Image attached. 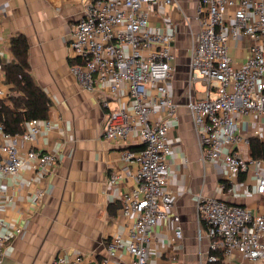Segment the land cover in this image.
Returning <instances> with one entry per match:
<instances>
[{
  "label": "built area",
  "instance_id": "built-area-1",
  "mask_svg": "<svg viewBox=\"0 0 264 264\" xmlns=\"http://www.w3.org/2000/svg\"><path fill=\"white\" fill-rule=\"evenodd\" d=\"M175 2L90 0L70 35V69L79 84L90 91L107 85L109 93L121 92L129 100L127 106L109 109L103 137L125 141L137 134L142 142L140 149L127 148L122 153L125 162L137 165L135 187L119 196L120 211L129 219V227L108 239L104 263L116 258L119 264H175L177 257L163 250V244L165 248L167 239L175 243L184 236L169 186L170 133L175 126L166 118L175 115L177 108L171 85L179 54L174 46L178 23L160 11L161 5ZM196 19L200 28L190 49L189 86L202 81L208 93L201 98L190 96L186 106L197 130L201 157L227 169L221 191L232 192L241 173L255 164L257 192L264 194V157H245L237 150L244 117H264V0H200ZM241 36L249 41V56L234 65L230 45ZM8 51L0 49V99L8 93L4 80ZM104 105L109 107V101ZM51 128L46 117L29 120L24 131L16 134L6 132L0 123V176L19 177L28 163L36 174L49 176L58 163L57 151L33 145L21 151L18 137L32 143L35 136ZM252 133L264 140L259 126ZM121 176L111 172L108 184H117ZM44 194L45 190L38 191L39 196ZM196 207L198 240L208 239L206 262L202 258L200 264H215L212 251H221L225 257L237 251L256 264L264 257V212L202 192ZM170 219L173 230L160 241V223ZM7 224L0 218V264L10 238L4 230ZM88 260L82 254L75 258L61 255L52 264H88Z\"/></svg>",
  "mask_w": 264,
  "mask_h": 264
},
{
  "label": "crops",
  "instance_id": "crops-1",
  "mask_svg": "<svg viewBox=\"0 0 264 264\" xmlns=\"http://www.w3.org/2000/svg\"><path fill=\"white\" fill-rule=\"evenodd\" d=\"M89 1L0 0V49L9 50L4 63L13 59L11 38L24 33L30 45L33 77L51 100L46 117L51 120V130H43L32 143L18 137V147L26 151L33 145L58 153V163L49 176L36 174L29 163L19 177L0 176V218L7 221L4 230L10 234L3 264H52L58 256L75 258L81 254L89 258L88 264H119L116 258L108 263L102 259L107 255L108 239L124 234L129 227V219L120 211L119 196L135 187L137 165L125 162L122 153L127 148L140 149L142 142L137 134L125 141L105 139L102 131L107 112L127 106L128 97L121 92L112 95L107 85L87 90L71 72L70 35ZM199 1L177 0L160 7L162 13L171 14L178 23L174 46L179 54L171 85L177 108L173 116L163 114L175 126L170 133L169 186L184 235L175 243L167 239L165 248L163 244V250L177 257L175 264H185L186 256L193 261L197 247L196 264L201 263L203 256L205 259L208 239L204 237L200 243L197 237L196 201L200 192L246 206L253 212H264V194L257 192L255 164L241 173L232 192L221 191L227 169L201 157L197 130L186 106L190 96L201 98L208 93L202 81L189 86L190 49L200 28L196 19ZM230 53L234 65L242 64L249 56V41L244 36L238 42L232 40ZM105 100L109 107L104 105ZM254 120L258 124L254 125ZM257 126L264 133V117L249 114L241 123L239 132L243 136L237 150L245 157L252 156L250 138L264 143L252 133ZM111 172L122 175L115 185L108 184ZM41 189L45 194L39 196ZM172 230L171 219L161 222L157 232L160 241ZM125 257L130 259L128 254ZM224 264L256 263L235 251L224 256ZM257 264H264V257Z\"/></svg>",
  "mask_w": 264,
  "mask_h": 264
},
{
  "label": "trees",
  "instance_id": "trees-1",
  "mask_svg": "<svg viewBox=\"0 0 264 264\" xmlns=\"http://www.w3.org/2000/svg\"><path fill=\"white\" fill-rule=\"evenodd\" d=\"M10 43L13 59L4 63V80L8 93L0 99V123H3L6 132L16 134L24 131L29 120L47 117L51 100L33 77L27 36L17 33ZM249 142L252 156L264 157V143L257 138H250ZM212 253L216 256L215 264H224L221 251Z\"/></svg>",
  "mask_w": 264,
  "mask_h": 264
},
{
  "label": "rangeland",
  "instance_id": "rangeland-1",
  "mask_svg": "<svg viewBox=\"0 0 264 264\" xmlns=\"http://www.w3.org/2000/svg\"><path fill=\"white\" fill-rule=\"evenodd\" d=\"M179 39V38H178ZM180 40V39H179ZM181 43H182V38H181ZM197 87H199V85L197 84ZM196 251H197V254L194 256V259H193V261H189L187 258H188V256H186L185 258V264H196V263H198V261H199V256H198V254H199V248L197 247V249H196ZM206 257H207V255H205V259H206ZM187 261H189V262H187ZM203 262H206V260H204V256H203Z\"/></svg>",
  "mask_w": 264,
  "mask_h": 264
}]
</instances>
